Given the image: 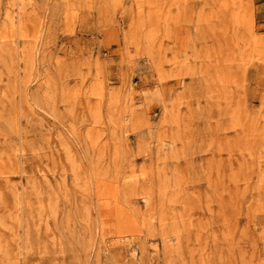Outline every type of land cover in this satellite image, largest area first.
<instances>
[{"label":"rangeland","instance_id":"obj_1","mask_svg":"<svg viewBox=\"0 0 264 264\" xmlns=\"http://www.w3.org/2000/svg\"><path fill=\"white\" fill-rule=\"evenodd\" d=\"M0 264H264V0H0Z\"/></svg>","mask_w":264,"mask_h":264}]
</instances>
